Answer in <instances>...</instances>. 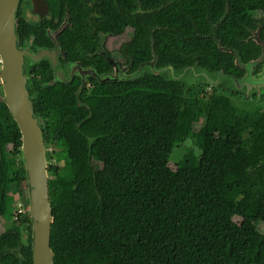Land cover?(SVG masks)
Wrapping results in <instances>:
<instances>
[{"label":"trees","instance_id":"obj_1","mask_svg":"<svg viewBox=\"0 0 264 264\" xmlns=\"http://www.w3.org/2000/svg\"><path fill=\"white\" fill-rule=\"evenodd\" d=\"M216 6L210 17L218 22ZM179 7V25L196 35L203 25L196 29L191 17L207 16L206 3ZM202 47L196 43L198 65L228 73L229 65L215 63H229L230 55ZM130 53L139 63L150 52L139 46ZM177 56L186 63L178 61L177 70L197 65L187 53ZM47 69L35 113L51 160L69 161L49 167L55 264H264V108L244 95L219 88L206 95L198 84L153 74L96 82L92 95H82L52 84ZM188 140L199 152L190 148L173 166V151ZM21 146L0 99V223H7L0 264L33 262L22 241V227L31 231V223L23 212L15 216L9 194L14 184L26 188L23 163L5 155H19Z\"/></svg>","mask_w":264,"mask_h":264},{"label":"flooded vegetation","instance_id":"obj_2","mask_svg":"<svg viewBox=\"0 0 264 264\" xmlns=\"http://www.w3.org/2000/svg\"><path fill=\"white\" fill-rule=\"evenodd\" d=\"M41 1L43 9L39 12L33 11L32 0H21L17 23L18 46L32 55L39 48L58 50L67 82H53L55 76L48 60L34 63L24 55L25 75L31 95H41L43 77L51 76L47 65L53 75L52 84H68L74 91L78 92L79 89L80 93L83 92L82 95H92L98 80L90 75L83 79L75 72L69 73L73 66L95 70L100 74H115L120 68L131 75L152 63L160 68L177 66L178 61L181 62L180 66L185 65L177 55L187 53L197 62V65L191 66L201 67L197 60L202 57L196 43H202L203 52L214 50L229 54V63L221 59L215 64L229 65L227 75L249 79L247 87L253 92L235 90L227 82L214 87L199 81L198 85L206 95L219 88L227 90L226 93L236 99V96L244 95V98L252 99L258 108H264V0H187L192 5L206 3L208 7L205 11L207 16L202 15L205 17L193 13L202 20L191 17L196 29H199V21L203 25L196 35L179 25V15L185 14L179 4L184 0ZM212 4L215 8L218 4V11L221 12L218 22L210 17L215 14L214 11L210 12ZM229 17L232 20L227 23ZM139 46L150 53L147 59L137 63L130 50ZM134 67L136 71H133ZM185 83L194 84L190 81Z\"/></svg>","mask_w":264,"mask_h":264},{"label":"water","instance_id":"obj_3","mask_svg":"<svg viewBox=\"0 0 264 264\" xmlns=\"http://www.w3.org/2000/svg\"><path fill=\"white\" fill-rule=\"evenodd\" d=\"M21 0H0V57L3 60L0 69V99L8 106L13 119L18 124L22 135L20 161L26 172V189L23 191L22 208L31 223V232L26 231L28 223L22 227V241L31 246L32 264H55V254L52 249V227L54 222L53 206L49 192V167L51 156L49 147L45 143L42 129L43 118L36 115L33 100L37 95H31L27 77L25 75L24 55L34 63L48 60L54 73V81H66L65 71L58 58V50L49 51L39 48L32 55L18 46L17 26ZM33 11H41L43 2L32 0ZM115 74H100L95 70H86L78 65L70 72H75L83 79L93 76L100 84L133 81L145 74H153L175 81H201L214 87L227 82L230 88L242 92L253 93L248 89L249 79L210 72L204 67H157L154 63L142 66L135 73L125 74L120 68ZM123 72V74H122ZM68 73V74H69ZM121 74V75H120ZM69 80V79H68ZM79 104L81 102L79 101ZM26 193V196H25Z\"/></svg>","mask_w":264,"mask_h":264},{"label":"rangeland","instance_id":"obj_4","mask_svg":"<svg viewBox=\"0 0 264 264\" xmlns=\"http://www.w3.org/2000/svg\"><path fill=\"white\" fill-rule=\"evenodd\" d=\"M193 83L194 84H198L199 81H196V82H193ZM207 85H209V84H207ZM255 108H258V106H256ZM258 109H260V108H258ZM182 128L183 129L190 130L191 129V126L184 125V126H182ZM192 147L194 148V150L197 153L199 152V150H197V147H194V144H193V141L192 140H188L181 147H177L173 151V153L171 155L172 165L174 166L176 163H178L183 158V156L188 152V150L190 148H192ZM5 155L10 160L16 161L17 159H20V154L17 155V153L13 152V150H10ZM52 164H58V165H61V166H68L69 165V161L67 159L63 158V159H61L60 161H57V162H55L54 160H52V162H51L50 165H52ZM24 189H26V188H24ZM9 194H10L11 200H12L11 201L12 208H13V210H15V216H16V214H18L19 213V210L22 208V200H23V197L21 195V189H20V187L17 184L12 185L10 187ZM25 196H26V193H25ZM6 224H7L6 221H2L0 223V231H5L6 230L5 229L6 228ZM11 225L17 226L18 225L17 220L16 219H12ZM28 232H30V231H28Z\"/></svg>","mask_w":264,"mask_h":264},{"label":"built area","instance_id":"obj_5","mask_svg":"<svg viewBox=\"0 0 264 264\" xmlns=\"http://www.w3.org/2000/svg\"><path fill=\"white\" fill-rule=\"evenodd\" d=\"M2 63H3L2 58H0V69H1V67H2ZM19 212H20V213L23 212V208H21V209L19 210ZM23 213H24V212H23Z\"/></svg>","mask_w":264,"mask_h":264},{"label":"crops","instance_id":"obj_6","mask_svg":"<svg viewBox=\"0 0 264 264\" xmlns=\"http://www.w3.org/2000/svg\"><path fill=\"white\" fill-rule=\"evenodd\" d=\"M20 189L23 191L24 188L23 187L22 188L20 187ZM21 194L23 195V193H21Z\"/></svg>","mask_w":264,"mask_h":264},{"label":"clouds","instance_id":"obj_7","mask_svg":"<svg viewBox=\"0 0 264 264\" xmlns=\"http://www.w3.org/2000/svg\"><path fill=\"white\" fill-rule=\"evenodd\" d=\"M1 58V57H0ZM3 61V60H2ZM25 189H23V191H24Z\"/></svg>","mask_w":264,"mask_h":264}]
</instances>
